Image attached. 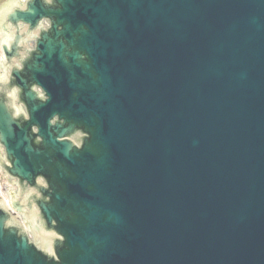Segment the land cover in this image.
Listing matches in <instances>:
<instances>
[{"label": "water", "instance_id": "95a60500", "mask_svg": "<svg viewBox=\"0 0 264 264\" xmlns=\"http://www.w3.org/2000/svg\"><path fill=\"white\" fill-rule=\"evenodd\" d=\"M0 36V264H264V0H11Z\"/></svg>", "mask_w": 264, "mask_h": 264}]
</instances>
